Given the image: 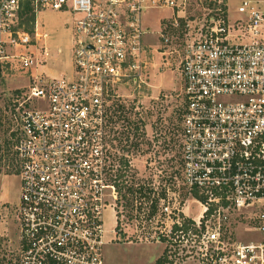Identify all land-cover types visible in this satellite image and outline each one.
<instances>
[{
    "label": "built area",
    "instance_id": "2783aa9c",
    "mask_svg": "<svg viewBox=\"0 0 264 264\" xmlns=\"http://www.w3.org/2000/svg\"><path fill=\"white\" fill-rule=\"evenodd\" d=\"M187 1L31 0L78 16L73 71L52 77L42 72L45 60L25 52L47 39L38 23L34 35L16 30L24 0H0V63L17 59L37 71L13 101L19 264H105V213L113 210L118 226L123 161L126 184L134 179V137L122 139L119 120L133 118L123 124L128 132L144 119L139 106L132 118L121 111L130 88L149 85L143 19L153 10L180 13ZM238 13L189 43L178 65L183 182L198 213L168 194L160 199L164 220L146 237L163 246L154 264H264V0L243 1ZM241 217L258 239L233 245Z\"/></svg>",
    "mask_w": 264,
    "mask_h": 264
},
{
    "label": "rangeland",
    "instance_id": "374dc122",
    "mask_svg": "<svg viewBox=\"0 0 264 264\" xmlns=\"http://www.w3.org/2000/svg\"><path fill=\"white\" fill-rule=\"evenodd\" d=\"M243 1L246 0H188L180 13L153 10L145 14L143 22L150 33L145 42L146 60L150 63L145 82L147 81L149 85L130 88L127 93L131 97L123 99L128 105H123L125 107L122 108L125 109L121 111L123 116L132 118L134 109L139 106L143 113L144 119L139 125L145 135L138 138V141L135 139L139 148L132 150L135 161L132 173L134 179L131 181L138 190L143 187L147 191V198L138 196L134 202L130 199L133 205H127L124 199L121 201L118 237L112 233L117 228L114 211L109 209L105 213L107 230L105 264L156 262L163 252V246L146 241V237L155 236L161 226L160 222L164 220L159 209L155 217L150 216L151 205L164 192L173 198L175 206L181 203L186 213L193 207L192 215H197V206H193L195 202L183 182L184 87L178 65L186 46L201 34H205L216 20L221 18L231 22L238 20L240 17L238 8ZM26 4L27 1L24 0L16 30L34 35L38 20L39 33L47 35V39H42L37 47L25 52L30 54L32 51L39 55L40 59L45 60L47 68L42 72L46 75L52 77L70 75L73 71L74 20L78 16L71 12L36 9L31 2L34 9L33 17V12L26 10ZM160 34L168 38L169 42L165 43ZM162 53L167 55L164 56ZM21 66L17 59H12L9 64L0 63V77L4 82L0 90V198H4L6 202L0 203V264H19L20 261L19 229L14 212L19 198L20 182L12 154L13 134L19 129L20 115L13 101L17 93L25 92L34 84L32 71L23 70ZM35 69L33 68V71ZM8 80L12 81L7 82ZM159 91L162 93L159 94ZM139 118L137 116L136 122ZM131 121L119 120L122 139L127 132L124 131L123 124ZM251 227L247 219L237 218L236 225L231 229L233 240L231 244L249 243L258 239L256 233L251 231Z\"/></svg>",
    "mask_w": 264,
    "mask_h": 264
},
{
    "label": "trees",
    "instance_id": "16d2710c",
    "mask_svg": "<svg viewBox=\"0 0 264 264\" xmlns=\"http://www.w3.org/2000/svg\"><path fill=\"white\" fill-rule=\"evenodd\" d=\"M26 1H27L26 10L28 12H31V13L33 12L32 15L34 17V9L31 6V2H30V0H26ZM33 20H34V18H33ZM141 120L142 119L139 118V121L136 122L135 124L130 123V127H132V128L130 129V131L126 132V134L124 133L123 138L126 139L127 141H129L131 137H134V143H132L130 149H136L137 150L139 148V145L135 141V139L138 141V138L145 135L144 132L142 131V129L140 128V125H139ZM141 124H142V122H141ZM140 131L142 132V134ZM122 144H124V140H122ZM127 166H128V163L123 161L122 162L123 170H122V173L120 176V183L118 184V190H119L121 199L122 200L124 199L125 203L127 205H130V204L133 205V203H131L130 199L132 200V202H134L137 200L138 196L140 198H147L146 197L147 191L143 187H140V189L138 190L136 188V186L133 184V182L131 185L126 184L128 179L126 178L127 175H126L124 170L127 169ZM166 197H167V194H166V192H164L162 195H159L158 199L155 200V202H153V205H151L152 210L150 212L151 217H155L158 214V209L160 210V199H165ZM117 228H118V226H117Z\"/></svg>",
    "mask_w": 264,
    "mask_h": 264
},
{
    "label": "crops",
    "instance_id": "0c3cea01",
    "mask_svg": "<svg viewBox=\"0 0 264 264\" xmlns=\"http://www.w3.org/2000/svg\"><path fill=\"white\" fill-rule=\"evenodd\" d=\"M37 23H38V20H37ZM38 29H39V24H38ZM32 76H36V73H37V71L36 70H34V71H32ZM3 79H1V77H0V90L3 88V86H4V82L2 81ZM6 80V79H5ZM10 81H12V80H10ZM9 80L7 81V82H10ZM156 87V86H155ZM153 88V87H152ZM171 87L169 86V89H170ZM171 90V89H170ZM158 93V92H157ZM160 93H162L161 91H159V94ZM19 191H20V186H19ZM0 203H6L5 201H4V198H0ZM116 226H117V222H116Z\"/></svg>",
    "mask_w": 264,
    "mask_h": 264
}]
</instances>
